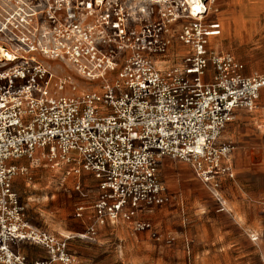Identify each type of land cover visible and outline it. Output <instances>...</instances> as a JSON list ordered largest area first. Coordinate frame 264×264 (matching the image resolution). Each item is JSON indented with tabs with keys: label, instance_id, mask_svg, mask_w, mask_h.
Segmentation results:
<instances>
[{
	"label": "built area",
	"instance_id": "2783aa9c",
	"mask_svg": "<svg viewBox=\"0 0 264 264\" xmlns=\"http://www.w3.org/2000/svg\"><path fill=\"white\" fill-rule=\"evenodd\" d=\"M215 1L44 0L43 21L0 47V264H73L70 238L26 217L13 185L28 174L24 159L95 180L88 240L123 224L161 241L146 218L167 202L164 158L190 165L223 206L235 146L220 138L258 108L264 75L210 50L221 33ZM64 63L94 85L79 92L54 71ZM26 245L44 256L29 258Z\"/></svg>",
	"mask_w": 264,
	"mask_h": 264
},
{
	"label": "rangeland",
	"instance_id": "374dc122",
	"mask_svg": "<svg viewBox=\"0 0 264 264\" xmlns=\"http://www.w3.org/2000/svg\"><path fill=\"white\" fill-rule=\"evenodd\" d=\"M44 3L0 0V47L12 48L29 26L41 23ZM259 7L258 0H216L212 5L211 18L219 21L223 16L227 27L223 37L211 40L210 50L233 56L247 76L264 75V14L258 28ZM64 64L67 67L54 65V71L72 77L79 92L94 85ZM220 142L235 146L236 177L223 183V206L190 165L163 160L160 174L167 202L146 218L162 237L160 242L123 224L103 227L92 240L78 235L90 221L96 182L68 175V168L52 169L43 159L32 166L24 159L19 165L28 174L13 185L34 228L69 236L73 264H264V90L258 108L230 123ZM79 207H85L83 218L76 216ZM169 239L171 244L166 243ZM22 251L31 259L44 256L37 246L26 245Z\"/></svg>",
	"mask_w": 264,
	"mask_h": 264
},
{
	"label": "crops",
	"instance_id": "0c3cea01",
	"mask_svg": "<svg viewBox=\"0 0 264 264\" xmlns=\"http://www.w3.org/2000/svg\"><path fill=\"white\" fill-rule=\"evenodd\" d=\"M258 2L260 3V7H259V9H258V28H259V25H260V18H261V15L262 14H264V3L262 4V2L260 1V0H258ZM222 17V18H221ZM220 20V22H221V26H222V34H221V36H219L218 38H217V40L220 38V37H223V34H225V31H226V27H227V24H225V18L223 17V16H220V18H219ZM239 29H241L240 31H242V29L244 30L245 28L244 27H240ZM248 113L247 112H241V113H238L237 114V116L235 117V119L237 118V117H242V116H245V115H247ZM234 119V120H235ZM165 159V158H164ZM164 159H162V161H161V165H162V163H163V160ZM166 159H169V158H166ZM169 160H171V159H169ZM173 161V160H172ZM176 162V161H175ZM161 170V169H160ZM161 173V172H160ZM161 175V174H160ZM84 176H86V177H88V178H91V180H94L91 176L89 177L88 175H84ZM161 177H162V175H161ZM163 180V179H162ZM235 180V179H234ZM164 181V180H163ZM94 182H95V180H94ZM226 182H228V181H225V183ZM164 183H165V181H164ZM224 183V184H225ZM229 183H230V181H229ZM165 185H166V183H165ZM94 194L95 195H97L98 194V190L96 189L95 191H94ZM89 219V218H88ZM90 220V219H89ZM87 228V227H86ZM85 228V229H86ZM86 231V230H85ZM85 231L83 230V232H80V233H78V235H83L84 233H85ZM25 247V246H24ZM26 250V249H25ZM27 255V254H26ZM38 258V257H37Z\"/></svg>",
	"mask_w": 264,
	"mask_h": 264
},
{
	"label": "bare ground",
	"instance_id": "6f19581e",
	"mask_svg": "<svg viewBox=\"0 0 264 264\" xmlns=\"http://www.w3.org/2000/svg\"><path fill=\"white\" fill-rule=\"evenodd\" d=\"M213 10H212V8H211V12H212ZM219 23H220V25H221V22L219 21ZM221 34H222V26H221V33H220V36H221ZM1 49V48H0ZM1 52L3 53V56H6L5 55V52L4 51H2V49H1ZM61 236H64V237H69V236H66V235H61Z\"/></svg>",
	"mask_w": 264,
	"mask_h": 264
}]
</instances>
